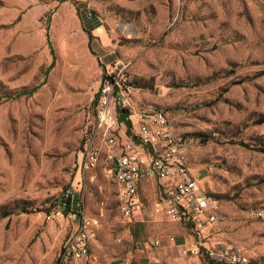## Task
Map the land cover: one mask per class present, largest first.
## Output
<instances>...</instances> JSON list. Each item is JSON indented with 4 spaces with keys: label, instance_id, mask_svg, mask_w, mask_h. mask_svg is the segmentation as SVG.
I'll use <instances>...</instances> for the list:
<instances>
[{
    "label": "rangeland",
    "instance_id": "1",
    "mask_svg": "<svg viewBox=\"0 0 264 264\" xmlns=\"http://www.w3.org/2000/svg\"><path fill=\"white\" fill-rule=\"evenodd\" d=\"M117 62L139 110L168 116L219 202V223L207 238L170 223L155 212L153 186L125 219L101 166L74 210L102 226L90 259L70 264L212 262L170 247V235L264 264V0H0V264H59L76 222L54 218L55 206L79 173L85 128Z\"/></svg>",
    "mask_w": 264,
    "mask_h": 264
},
{
    "label": "built area",
    "instance_id": "2",
    "mask_svg": "<svg viewBox=\"0 0 264 264\" xmlns=\"http://www.w3.org/2000/svg\"><path fill=\"white\" fill-rule=\"evenodd\" d=\"M92 18V14H89ZM137 87L128 66L109 65L104 75L93 121L85 128L79 173L61 195L53 217L69 216L76 226L59 254V264L87 261L92 244L101 229L99 218L74 210L76 196L95 180L102 166L105 176L116 188L117 205L125 219H132L143 207L147 187H156L155 212L170 223L191 226L199 237L219 223V202L208 197L187 160L181 139L174 134L168 116L159 110L140 111L135 101ZM128 112L126 121L121 114ZM156 185V186H155ZM170 247L199 258L205 253L209 264H257L237 247L210 246L183 237L168 236ZM157 248L163 240H156ZM129 264H159L135 262Z\"/></svg>",
    "mask_w": 264,
    "mask_h": 264
},
{
    "label": "trees",
    "instance_id": "3",
    "mask_svg": "<svg viewBox=\"0 0 264 264\" xmlns=\"http://www.w3.org/2000/svg\"><path fill=\"white\" fill-rule=\"evenodd\" d=\"M67 1H70V0H64V2H67ZM88 35H89V39L91 40V34L88 33ZM51 55L53 57V61H52V63H51V65H50V67H49L48 70H52L55 67V63H56V56H55V52H54L53 48H51ZM38 89H39V87H36V88H34V89L30 90V91L20 92L19 94H17L12 99L16 100V99H19L21 97H29V96H32L34 93H36L38 91ZM127 116H128V112H126V111L123 112L121 114V120L122 121H126ZM127 124L130 126V123L129 122H127ZM5 216H8V215H5Z\"/></svg>",
    "mask_w": 264,
    "mask_h": 264
}]
</instances>
